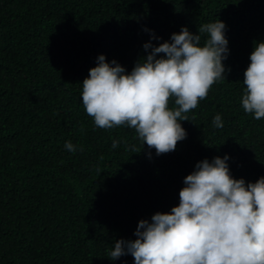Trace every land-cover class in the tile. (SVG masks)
I'll return each instance as SVG.
<instances>
[{"label":"trees","instance_id":"trees-1","mask_svg":"<svg viewBox=\"0 0 264 264\" xmlns=\"http://www.w3.org/2000/svg\"><path fill=\"white\" fill-rule=\"evenodd\" d=\"M215 20L226 25L225 79L184 114L174 151L94 124L82 82L100 54L130 73L151 52L145 43ZM259 41L264 0H0V264H134L130 253L110 258L115 242L178 206L198 162L227 155L234 179L264 177V118L241 103Z\"/></svg>","mask_w":264,"mask_h":264},{"label":"clouds","instance_id":"clouds-1","mask_svg":"<svg viewBox=\"0 0 264 264\" xmlns=\"http://www.w3.org/2000/svg\"><path fill=\"white\" fill-rule=\"evenodd\" d=\"M225 27L215 20L202 25L198 34L182 27L170 43H145L144 48L152 50L130 73L100 54L82 82L86 113L99 128L134 129L157 155L174 151L186 137L180 123L188 120L184 114L207 97L217 80L225 79ZM200 34H207L203 46ZM243 84L244 111L257 120L264 118V41L250 53ZM173 98L175 107H170ZM213 124L223 127L220 114ZM65 148L77 150L71 141ZM227 159L198 162L184 177L178 206L170 213H154L150 222L140 220L136 239L116 241L110 258L130 253L134 264H264V177L246 185L230 175Z\"/></svg>","mask_w":264,"mask_h":264}]
</instances>
